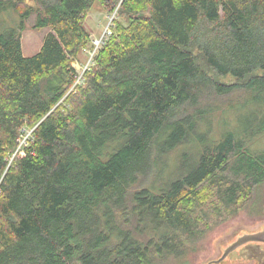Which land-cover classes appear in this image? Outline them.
<instances>
[{"label":"trees","instance_id":"obj_1","mask_svg":"<svg viewBox=\"0 0 264 264\" xmlns=\"http://www.w3.org/2000/svg\"><path fill=\"white\" fill-rule=\"evenodd\" d=\"M98 3L116 14L80 77ZM5 10L20 19L0 27V264H163L264 183V0ZM32 15L50 31L25 56Z\"/></svg>","mask_w":264,"mask_h":264},{"label":"rangeland","instance_id":"obj_2","mask_svg":"<svg viewBox=\"0 0 264 264\" xmlns=\"http://www.w3.org/2000/svg\"><path fill=\"white\" fill-rule=\"evenodd\" d=\"M115 14L116 11L108 12L99 3L87 13L85 26L90 32V42L83 49V52L80 53L78 61L75 62V67L80 77L84 75L89 62H91L95 49L105 39L106 35L111 32L110 24ZM19 19L18 15L12 11H2L0 13V27L13 25L15 24L14 21ZM35 21V15L28 18L21 34L22 49L25 56H32L37 53L43 44L45 35L50 31L49 28H35ZM232 112H227L230 120L233 119ZM219 120L217 118L215 121L216 129L221 128L218 124ZM30 132L31 130L28 128L22 137L21 144L27 142L28 133ZM183 149L184 152L189 153L194 149V146L181 147L179 153ZM177 157L182 156H179L178 152L175 151L168 155V159L165 160L164 172L166 177L179 169ZM182 165L191 167L192 162H187L186 164L183 162ZM212 217L213 214L201 225L205 228L208 227L204 234L202 236L200 234L194 241H188L185 248L186 254L184 253L183 257L182 254H179V256L169 255L164 259L163 264H209L211 261L219 260L225 250L241 237L264 230V183L258 187L250 201L243 202L234 214L222 219L217 215H215L213 220ZM261 245L264 249V243H261ZM240 249L235 252L239 254ZM210 264H257V262L234 255L233 257L228 256L222 262H212Z\"/></svg>","mask_w":264,"mask_h":264},{"label":"flooded vegetation","instance_id":"obj_3","mask_svg":"<svg viewBox=\"0 0 264 264\" xmlns=\"http://www.w3.org/2000/svg\"><path fill=\"white\" fill-rule=\"evenodd\" d=\"M237 241H235L233 244H235ZM261 243L264 242H260V241H247L245 243H242L241 245L237 246L236 248L231 249L226 256L222 257L219 260H216V262H222L224 261L228 256L233 257L234 255H236L237 257H243L246 258L249 261H256L257 264H264V249L261 245ZM230 245V246H232ZM229 246V247H230ZM228 247V248H229ZM248 247H251L252 249H249ZM240 252L239 254H237L235 251L239 250ZM254 249H258L260 252L255 251Z\"/></svg>","mask_w":264,"mask_h":264},{"label":"water","instance_id":"obj_4","mask_svg":"<svg viewBox=\"0 0 264 264\" xmlns=\"http://www.w3.org/2000/svg\"><path fill=\"white\" fill-rule=\"evenodd\" d=\"M247 241H260V242H264V230L259 231V232H255L252 234H247L243 237H241L238 242H236L235 244H233L232 246H230L229 248H227L223 254V257L227 255V253L233 249L236 248L237 246L241 245L242 243H245ZM249 249H252L251 247H248ZM255 251L260 252L258 249H254ZM212 262H216V261H211ZM209 263V264H210Z\"/></svg>","mask_w":264,"mask_h":264},{"label":"bare ground","instance_id":"obj_5","mask_svg":"<svg viewBox=\"0 0 264 264\" xmlns=\"http://www.w3.org/2000/svg\"><path fill=\"white\" fill-rule=\"evenodd\" d=\"M76 81H77V82H79V81H80V79L78 78Z\"/></svg>","mask_w":264,"mask_h":264}]
</instances>
